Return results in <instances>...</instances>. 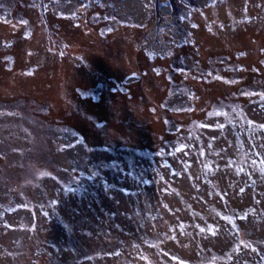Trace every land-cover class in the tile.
<instances>
[{"label": "rangeland", "instance_id": "obj_1", "mask_svg": "<svg viewBox=\"0 0 264 264\" xmlns=\"http://www.w3.org/2000/svg\"><path fill=\"white\" fill-rule=\"evenodd\" d=\"M0 12L2 264H187L223 242L213 230L232 231L220 189L234 207L264 203L263 170L238 182L231 152L198 158L197 134L186 141L236 83H178L198 71L182 59L211 54L263 77L264 0H0Z\"/></svg>", "mask_w": 264, "mask_h": 264}, {"label": "trees", "instance_id": "obj_2", "mask_svg": "<svg viewBox=\"0 0 264 264\" xmlns=\"http://www.w3.org/2000/svg\"><path fill=\"white\" fill-rule=\"evenodd\" d=\"M96 1L98 3L101 0ZM155 5L157 8L154 9L155 15L161 18L164 10L160 8L161 1L156 2ZM176 6L178 7V5ZM3 10H5L3 17L6 16L8 18V9L4 7L2 12ZM101 14L97 13V16ZM127 23L138 25L143 23V21L139 22L131 19ZM197 62L198 58H191L188 62H186V59H182V67L185 71L192 70L193 66H198L196 69L198 70L197 74L190 80V83L185 82L186 79L178 81V83H183V86H188L190 91H196L198 88L197 83L201 85V81H208L220 72L225 73V79L228 82L236 84L234 85V93L229 94L232 90L226 86L225 97L221 99L223 101L219 102V105L216 104L212 109L210 107L207 110L208 112L205 113L206 116L194 118L188 127L185 126L186 136L187 138L189 137L186 140L188 147H191L190 150L193 147L190 139L193 138L194 133L195 135L197 134V138L195 139L196 157L200 158L202 155L210 159L215 152V154H220L225 149L231 152L229 161H231V165H236L239 168L237 172L232 173L236 174L235 178L236 181L239 180L238 182H241L240 177L243 174L242 172H244L240 168H248L256 172L260 170L264 171V117L258 116L259 113L257 112L255 113L256 107L261 112H264V76L257 77L256 75H262V73L254 70L252 72L249 71L255 65L254 62L248 67L246 63L240 62L236 58H231L228 54H211L206 60L201 61L200 64ZM173 65L170 62V65H166L165 68L170 75L173 73L171 71ZM177 127H173V130L176 131ZM208 129L212 130H210L211 133ZM185 164L189 166L190 160H186ZM198 166L199 168L207 169L210 164L201 160ZM24 169L28 171V168ZM28 174L31 173L28 171ZM250 174L252 175V173ZM256 176L252 175L250 178L258 182V174ZM239 188L242 191L244 186L241 184ZM228 197L226 190L220 189V194L217 195L215 205L218 208V213L222 214V218L231 223V226L227 230L232 231L230 233H220L213 230L212 237H217V239L222 238L223 242L219 241L220 243L218 242L216 246L206 245L205 248L200 247L197 249L198 252L194 253L192 258H189L187 264H264V234H260V236L255 238L250 237L251 232L257 230L259 223L264 222V203L261 202L254 205L251 202L245 205V207H234L230 205ZM16 198L13 196L11 200L13 199L15 203L17 201ZM218 203H222L223 206L219 207ZM253 220H255L256 226L249 225ZM243 224L244 226H242ZM247 226L250 227L247 229ZM225 236L227 242L224 241ZM2 246L0 245V248ZM11 252L10 250L5 254L9 255ZM3 257L0 258V264L5 261ZM76 258V255L66 257L65 259H60L58 264H67L72 260L77 261Z\"/></svg>", "mask_w": 264, "mask_h": 264}, {"label": "snow or ice", "instance_id": "obj_3", "mask_svg": "<svg viewBox=\"0 0 264 264\" xmlns=\"http://www.w3.org/2000/svg\"><path fill=\"white\" fill-rule=\"evenodd\" d=\"M250 247V246H249Z\"/></svg>", "mask_w": 264, "mask_h": 264}]
</instances>
